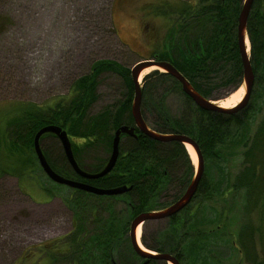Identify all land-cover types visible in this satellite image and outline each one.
<instances>
[{"label":"rangeland","instance_id":"1","mask_svg":"<svg viewBox=\"0 0 264 264\" xmlns=\"http://www.w3.org/2000/svg\"><path fill=\"white\" fill-rule=\"evenodd\" d=\"M242 2L237 0L235 7L241 9ZM200 3L201 0H0V141L4 138V124L13 116L15 108L30 103L44 107L62 97L66 101L73 83L88 74L94 62L116 61L131 70L137 61L164 51L175 42L178 23L180 26L194 23L189 17L191 10H185L198 9ZM261 3L264 8V0ZM195 28L198 31L199 25L195 24ZM190 30V35L196 32ZM246 45L250 57V42ZM141 77L140 85L145 74ZM217 78L213 74L212 82L216 83ZM97 80L96 99L86 111L88 117L106 107L114 110L125 100L127 88L122 77L104 71ZM214 85L209 99L217 102L241 87ZM262 89L261 80L255 79L253 98L244 121L245 139L249 143L264 118ZM183 101L177 93L167 96L165 106L170 115H180ZM101 142L79 154L84 166H96L108 159L105 140ZM259 143L262 149L259 158L264 164V141ZM42 146L53 155L62 150L56 138L46 137ZM241 147L239 144L229 146L225 161L220 165L206 166L204 162L208 182L215 183L214 194L202 202L198 198L190 208H196L198 203L204 205L202 210L208 223L194 225L193 229L195 234L198 231L206 233L205 236L208 234V238L193 239L190 235L193 243H189L197 252L182 258L179 264H264V206H261L264 188L263 203H258L257 207L248 205L247 191L241 187L225 188L227 183L236 182L244 167ZM188 150L192 148L187 146L185 151L194 172L197 162L193 164ZM7 154L0 143V264H66L68 259L58 256L54 261L43 248L49 247L46 243L63 240L71 233L72 213L63 202L70 188L51 183L38 165H33V173L27 180L6 174L4 168L12 162ZM194 154L196 156L195 151ZM263 167L255 169L258 172ZM31 181L36 185L35 190L28 183L24 184ZM259 187L252 193L253 202L258 197ZM44 191H50L53 198L42 194ZM175 196L171 189L161 197L160 203L171 202ZM118 204L112 203L117 212L122 210ZM196 215L200 220L201 213ZM105 217L107 213L103 214ZM154 221L139 225L138 240L155 245L156 235L163 233L158 227L164 226L165 220ZM94 229L95 225L89 224L88 230ZM248 238L252 239L248 241ZM128 249L126 242L115 254V260L119 264H139L137 259L126 260L131 254Z\"/></svg>","mask_w":264,"mask_h":264},{"label":"trees","instance_id":"2","mask_svg":"<svg viewBox=\"0 0 264 264\" xmlns=\"http://www.w3.org/2000/svg\"><path fill=\"white\" fill-rule=\"evenodd\" d=\"M236 1L201 0L198 9L192 7L185 10V12L191 10L189 17L199 25L197 39L204 34L205 38L209 37L210 44L208 43V47L205 49L206 53L200 52L197 45L195 46L196 50H192L193 54L189 55L187 52V49L190 50L189 44L185 46L186 44L183 42L185 44L182 48L183 54L177 60L175 68L186 78L194 90L206 99L211 96L213 84L216 87L233 85V88L242 84L241 61H239L235 38L237 15L240 11L235 7ZM261 2L262 0H254L246 29L251 46L252 72L256 81L261 80L264 91V8ZM194 23L189 24L188 28L195 30ZM104 71L112 72L125 80L127 88L124 95L125 100H122L114 110L106 107L95 116L88 117L86 111L96 99L97 77ZM213 74L218 76L216 83L212 82ZM129 76L130 70L123 68L116 61H96L88 74L73 83L66 101L62 97V99H54L44 107L30 103L15 108L11 114L13 116L9 117L4 124V138L3 141H0L8 153L7 157L12 159V162L4 168L6 174L16 175L21 181L31 178L28 175L33 173V165H38L37 158L33 156L34 134L41 127L52 124L65 129L70 138L73 156L83 171L89 173L100 171L107 160H101L96 166L88 167L81 163L79 154L85 149L96 146L98 142L102 143L103 140L106 143V152L110 153L114 134L109 133L114 132L121 125L133 126L130 106L133 101L134 88ZM141 87V116L147 127L158 134L173 133L188 136L196 143L206 166L207 164L220 165L219 163L225 161L224 155L229 152V146L238 144L242 146L244 167L235 178L236 182L232 185L227 183L225 188L241 187L247 191L248 205L259 206L258 203L263 201L264 167L258 172L255 168L260 165L264 166L259 158L262 153L259 141L261 143L264 141V118L258 124L249 143V140L247 142L245 139L244 121L250 106L234 113L202 110L182 92L181 86L171 75L159 70L151 71L145 75ZM170 93H177L184 99L182 112L179 116L170 115L169 109L165 106ZM136 133L135 138L125 135L120 137L119 157L116 166L108 175L98 178V180L87 181L92 186L103 189L129 185L132 189L128 196H125L129 198L112 199L110 202L107 197H97L70 189L63 198V202L72 213L71 233L63 240L57 239V241L46 243L50 247L47 248L48 250L46 246L43 248L46 253L49 252L50 258L54 261L58 256H62V259H68L66 264L118 263L115 260L118 250L111 251L110 248L115 241H118L120 229L126 221L128 222L133 215L143 211L164 209L183 195L194 175L184 145L173 141L172 143L159 142L149 139L138 131ZM46 137L53 139L55 136L44 134L39 141L49 166L64 178L80 180L69 166L62 150L53 155L42 146ZM104 137L105 139H103ZM1 171L0 167V173ZM25 183L31 185L35 190L34 181ZM214 186L215 183L208 182L207 171H205L191 203L198 198L201 202L209 199L214 194ZM257 186H260L257 190L258 197L253 202L252 193ZM171 189L173 194L176 193V196L172 198V201L170 200L171 202L160 203L163 196L160 194L170 192ZM21 190L25 192L24 189ZM42 194H46L49 199L53 198L50 191H44ZM113 202L119 203L122 210L117 212L113 208ZM191 203L182 213L170 219L173 224L176 221L180 223V229L175 230L170 226L163 233H158L155 245H146L149 250L159 254L169 253L178 261H182V258L187 255L196 254L197 251L192 248L189 242L193 243L192 240L197 237L206 238V233L198 231L195 234L191 222L193 219L198 220L196 219L198 212L201 213L200 221H202L204 205L198 203L195 216H190ZM106 213L107 217L103 218V214ZM183 219L186 225L182 223ZM89 224L95 225L93 231L88 230ZM85 225H87V230H85ZM191 228L193 229L192 234L190 233ZM184 229L188 230L185 232ZM190 235L193 239H190ZM250 239L252 238L247 240ZM128 251L131 254L126 260L137 259L131 248ZM150 261L149 264H165L154 259ZM120 263L122 264V262Z\"/></svg>","mask_w":264,"mask_h":264},{"label":"water","instance_id":"3","mask_svg":"<svg viewBox=\"0 0 264 264\" xmlns=\"http://www.w3.org/2000/svg\"><path fill=\"white\" fill-rule=\"evenodd\" d=\"M254 0H243L242 5L240 6L241 9L237 16V25H236V40H237V48L239 51L240 61H241V72L243 73L242 83L244 86V95L239 103L236 104L233 108H225L223 109L219 105L215 104L214 101L210 99H206L205 97L200 96L194 88L189 84V82L186 80V78L179 73L176 68L172 64H168L165 62L155 61L153 59H147V60H140L137 61L136 64L133 65V67L130 70V77L132 81V85L134 88L133 93V101L130 106L131 110V117L134 121V126H126L121 125L118 126L117 129L114 131V135L111 140V151L110 155L104 164L105 166L98 171L97 173H89L83 171L77 164L75 157L72 153V145L70 142V138L68 134L66 133L65 129H62L61 127L57 125H46L41 127L37 132L34 134L32 146L34 150V155L37 158L38 166L41 168L42 172L45 174L46 178H48L52 183L68 187L74 190H79L84 193H89L94 196H119L122 193H125L126 191L130 190L131 188H127L126 186H120L117 188H109V189H103V188H97L92 186L89 183L81 182L78 180H72L69 178H64L58 173H56L48 164L46 157L43 154V151L41 149V146L39 145V141L42 138L44 134H50L54 135L55 138L58 140L59 144L62 147L63 155L66 157V160L69 164V166L72 168L75 175L78 177H81L84 180H98V178L105 177L106 175L111 172L114 167L116 166V162L119 157V141L120 137L122 135L125 136H131L136 137V131H140L143 135L148 137L149 139H153L155 141L164 142V143H172L177 142L179 144H182L185 146L189 145L192 150L196 153V161L197 165L195 168V173L193 175V178L189 182L188 186L185 188V191L183 192V195L177 199L174 203L168 205L163 210L160 211H154V212H143L142 214L137 215L132 220V223L129 227L130 229V239H131V247L132 250L136 252V254L145 260L143 264H146L148 262V259H157L161 260L165 263L169 262L171 264H179V261L175 259L171 254L169 253H160V254H152L153 252L149 250H143L136 240L135 233L137 231V227L141 224H143L145 221H154V220H165L166 218H171L175 216V214L181 212L183 209L186 208V206L189 204V202L192 200V198L195 196L196 190L199 185V181L204 175V161L202 160L200 150H198V147L196 143L191 140L186 135H178V134H158L155 131L149 129L145 123V121L142 119L141 116V85L139 82V75L146 70L149 67H156V71L162 70L163 73H166L168 75H171L181 86L182 92L188 96L191 100H193L194 104L199 107L200 109H204L206 111L211 112H222V113H234L237 110H240L246 106L247 100L250 96V92L253 88V81H254V73L252 72L251 68V61L249 57V53L247 50L246 41L250 40L248 39L246 35V25L248 21L249 13L252 9ZM153 70V71H154ZM242 87V85H241Z\"/></svg>","mask_w":264,"mask_h":264},{"label":"flooded vegetation","instance_id":"4","mask_svg":"<svg viewBox=\"0 0 264 264\" xmlns=\"http://www.w3.org/2000/svg\"><path fill=\"white\" fill-rule=\"evenodd\" d=\"M238 19V18H237ZM188 22V21H187ZM236 25H237V23H236ZM190 28V27H189ZM188 28V26L187 25H184V24H182L181 26H180V24L178 23V25H177V27H176V33H177V37H176V40H175V42H172V45L171 46H169L168 48H166L164 51H162L161 53H159L158 55L157 54H153L152 56H150V57H148L147 59H153V60H155V61H160V62H165V63H170V64H172L174 67H175V64H176V62H177V60L180 58V56L183 54L182 53V48H184V45L185 46H187V44H189V47H190V50H188L187 49V52L189 53V55L190 54H193L192 53V50L193 51H195L196 50V48H195V46H199V50H200V52H204V53H206L205 52V49H207V47H208V43L210 44V41H209V37H206L205 38V36H204V34L202 35V37H200V38H198L197 39V37H198V34H199V31H197V30H195L196 32H194V33H192V35H190L189 33L191 32V30ZM189 29V32L187 31ZM235 29H236V26H235ZM247 31V30H246ZM236 32H237V29H236ZM246 35H247V37H248V33L246 32ZM235 38H236V34H235ZM182 40V41H181ZM185 44H184V43ZM184 44V45H183ZM185 48H187V47H185ZM237 51H238V48H237ZM238 54H239V51H238ZM250 57H251V55H250ZM147 59H143V60H147ZM239 61H240V56H239ZM252 67V66H251ZM241 69H242V66H241ZM242 78H243V73H242ZM241 83H242V79H241ZM253 83H254V85H253V88H252V90H251V92H250V96H249V98H248V100H247V103H246V106L244 107V108H246L247 106H248V104H249V102L252 100V98H253V94H252V91H253V89H254V86H255V76H254V81H253ZM180 85V84H179ZM242 85V84H241ZM182 89V88H181ZM133 126H134V123H133ZM136 132H137V130H135ZM138 132H140V131H138ZM137 134V133H136ZM142 134V133H141ZM131 137V136H130ZM135 138V137H134ZM75 174V173H74ZM76 177H78L77 175H76ZM80 180H78V179H76V180H78V181H81V182H85V183H88L87 181H93V180H84V179H82L81 177H78ZM54 184V183H53ZM90 184V183H89ZM57 185V184H56ZM127 188H131L132 189V187L131 186H129V185H125ZM71 189V188H70ZM131 189L130 190H128V191H126L125 193H122V194H120L119 196H110V197H107V198H109L108 200H110V199H120V198H129V197H125V196H128V193L131 191ZM72 190H74V189H72ZM75 191H77V190H75ZM79 191V190H78ZM82 192V191H81ZM87 194V193H86ZM165 194V192H163V193H161L160 195H164ZM102 197H106V196H102ZM123 202V201H122ZM124 203V202H123ZM191 203V201L189 202V204ZM125 205H127V203H124ZM192 204V203H191ZM170 205V204H169ZM168 206V205H167ZM166 206V207H167ZM188 206V205H187ZM186 206V207H187ZM197 207H198V205H196V208H192L191 210H190V216H195L194 214H195V211H196V209H197ZM165 208V207H164ZM186 209V208H185ZM185 209H183L181 212H179V213H177V214H175V216L176 215H178V214H180V213H182ZM160 210H163V209H157V210H154V211H160ZM203 210H204V208H203ZM202 210V215H203V217H202V223L200 222V220L198 219L197 221L195 220V219H193L192 220V224L191 225H195V227L196 226H198L199 224H203V225H205V223L208 221V217L206 218V214H205V212ZM154 211H143V212H154ZM143 212H141V213H137V214H135V215H133L132 216V219H130V220H128V222L126 221V223L122 226V228L120 229L121 231H120V234H119V237H118V241H115L114 243H113V245H112V247L110 248V250L112 251L113 249L114 250H118L119 251V249H122V246H123V244L124 243H126L127 242V244L130 246V248H131V251H133L132 250V247H131V239H130V229H129V227H130V225H131V223H132V220L134 219V217H136L137 215H139V214H142ZM205 214V215H204ZM175 216H173V217H175ZM172 218V217H171ZM171 218H166L165 219V225L164 226H159L158 228H159V230H160V232H164L165 231V229H167V228H169L170 226L171 227H173L175 230H177V229H180V223H178L177 221L175 222V224H173L172 223V221H170V219ZM156 221H158V220H156ZM146 222H148V223H152V222H150V221H145L144 222V224L146 223ZM155 222V221H154ZM158 222H162V221H158ZM182 223L184 224V219L182 220ZM189 223V222H188ZM187 223V224H188ZM208 223V222H207ZM182 224V226H184V225H186V224H184L183 225ZM183 228V227H182ZM158 230V231H159ZM140 233H141V229H140ZM137 235V231H136V233H135V236ZM139 236H140V234H139ZM157 236V235H156ZM206 237V236H205ZM115 238V237H114ZM113 238V239H114ZM208 237H206V239H207ZM112 239V240H113ZM139 239V238H138ZM140 243H141V245H142V243H143V245H142V247H145V248H147L146 247V245H148L147 243L148 242H146L145 240H144V242L143 241H140ZM145 245V246H144ZM135 254H136V252L135 251H133ZM152 252V251H151ZM156 254H159V253H157V252H155ZM155 253H152V254H155ZM136 256H137V261H139V264H143L144 262H145V260L144 259H142V258H140L137 254H136ZM173 256V255H172ZM174 257V256H173ZM150 260H153L152 258L151 259H148V262L146 263V264H149L151 261ZM155 260V259H154ZM157 260V259H156ZM158 261H161V260H158ZM114 262V261H113ZM161 262H163V261H161ZM165 263V262H164ZM114 264H118V263H116V262H114ZM165 264H167V263H165Z\"/></svg>","mask_w":264,"mask_h":264},{"label":"bare ground","instance_id":"5","mask_svg":"<svg viewBox=\"0 0 264 264\" xmlns=\"http://www.w3.org/2000/svg\"><path fill=\"white\" fill-rule=\"evenodd\" d=\"M247 42L248 41H246V44H247ZM252 66V65H251ZM154 69H156V67H149V68H147L146 70H144L140 75H139V82H141V76L143 75V74H145L146 75V73L148 74L149 72H150V70H154ZM161 72H162V70H160ZM241 88H242V91H241ZM244 93V87L242 86V87H240V88H238V89H236V91L234 92V93H231V95L228 97V98H226L225 100H223V101H219V102H217V101H214V103L215 104H217V105H219L220 107H222L223 109H225V108H233V107H235L236 106V104L237 103H239L240 101H241V99H242V97H243V94ZM231 106V107H230ZM190 147L189 145H186V147ZM191 148V147H190ZM188 151H190V154H191V158H192V161H193V164L195 165V163L197 162L196 161V156H195V154H194V151H192V150H188ZM196 165H197V163H196ZM137 229V235H136V240L138 241V244H139V246L144 250L145 248H143L142 247V245L140 244V240H138V238H139V233H140V230H139V226L136 228ZM146 250V249H145Z\"/></svg>","mask_w":264,"mask_h":264}]
</instances>
